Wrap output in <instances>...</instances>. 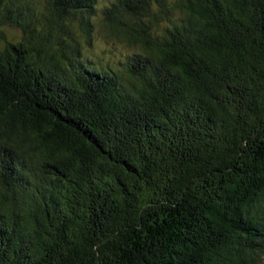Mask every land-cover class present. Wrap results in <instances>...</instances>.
<instances>
[{"label":"trees","instance_id":"1","mask_svg":"<svg viewBox=\"0 0 264 264\" xmlns=\"http://www.w3.org/2000/svg\"><path fill=\"white\" fill-rule=\"evenodd\" d=\"M0 264H264V0H0Z\"/></svg>","mask_w":264,"mask_h":264},{"label":"rangeland","instance_id":"2","mask_svg":"<svg viewBox=\"0 0 264 264\" xmlns=\"http://www.w3.org/2000/svg\"><path fill=\"white\" fill-rule=\"evenodd\" d=\"M88 55L90 56V53H88Z\"/></svg>","mask_w":264,"mask_h":264}]
</instances>
